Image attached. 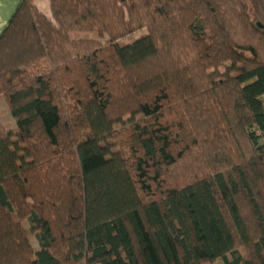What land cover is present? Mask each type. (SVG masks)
Returning a JSON list of instances; mask_svg holds the SVG:
<instances>
[{
  "label": "trees",
  "instance_id": "trees-1",
  "mask_svg": "<svg viewBox=\"0 0 264 264\" xmlns=\"http://www.w3.org/2000/svg\"><path fill=\"white\" fill-rule=\"evenodd\" d=\"M49 2L0 36V264H264V0Z\"/></svg>",
  "mask_w": 264,
  "mask_h": 264
},
{
  "label": "rangeland",
  "instance_id": "rangeland-1",
  "mask_svg": "<svg viewBox=\"0 0 264 264\" xmlns=\"http://www.w3.org/2000/svg\"><path fill=\"white\" fill-rule=\"evenodd\" d=\"M37 2L39 4V6L37 5L39 7V9L43 13H45L46 15L51 16V9H50L49 0H38ZM145 32H147L146 29L139 30V31L135 32L132 37L125 38V39H123V41L129 43L132 41V39L139 38ZM83 35H85V33H82V36ZM223 70H224V68H222V71ZM0 109H1V121H2L3 125H5V126L8 125L11 128H16V126H17L16 121L13 118V116L11 115L10 109L7 106V104H5V103L1 104ZM24 225L26 226L27 229L30 228V225L27 221L24 222ZM30 238H31V242H32L34 248L36 250H38L39 249V242H38L37 238L35 237L34 234H30ZM214 264H224V262L222 259H217Z\"/></svg>",
  "mask_w": 264,
  "mask_h": 264
},
{
  "label": "crops",
  "instance_id": "crops-1",
  "mask_svg": "<svg viewBox=\"0 0 264 264\" xmlns=\"http://www.w3.org/2000/svg\"><path fill=\"white\" fill-rule=\"evenodd\" d=\"M23 0H0V36L10 23L13 15L22 4ZM38 0H34L35 4L39 6Z\"/></svg>",
  "mask_w": 264,
  "mask_h": 264
}]
</instances>
